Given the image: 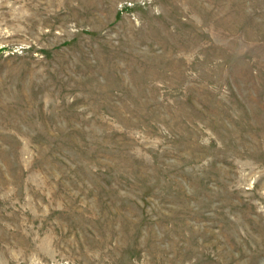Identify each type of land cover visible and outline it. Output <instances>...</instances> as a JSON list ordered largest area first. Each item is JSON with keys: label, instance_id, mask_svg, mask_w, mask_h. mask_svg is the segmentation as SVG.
<instances>
[{"label": "rangeland", "instance_id": "1", "mask_svg": "<svg viewBox=\"0 0 264 264\" xmlns=\"http://www.w3.org/2000/svg\"><path fill=\"white\" fill-rule=\"evenodd\" d=\"M0 264H264V0H0Z\"/></svg>", "mask_w": 264, "mask_h": 264}]
</instances>
